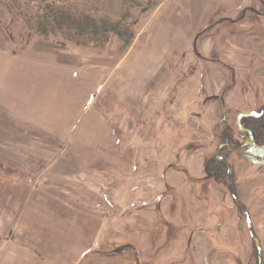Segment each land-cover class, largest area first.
<instances>
[{
  "label": "rangeland",
  "instance_id": "rangeland-1",
  "mask_svg": "<svg viewBox=\"0 0 264 264\" xmlns=\"http://www.w3.org/2000/svg\"><path fill=\"white\" fill-rule=\"evenodd\" d=\"M92 3L130 44L35 34L0 0V264H259L246 210L264 264V162L227 153L240 203L211 167L264 101V0Z\"/></svg>",
  "mask_w": 264,
  "mask_h": 264
},
{
  "label": "trees",
  "instance_id": "trees-1",
  "mask_svg": "<svg viewBox=\"0 0 264 264\" xmlns=\"http://www.w3.org/2000/svg\"><path fill=\"white\" fill-rule=\"evenodd\" d=\"M3 1L6 5L9 4L10 11L19 12L29 31L42 36H59L79 45L97 47L108 43L111 34L118 35L125 45L130 44L134 38L131 25L97 15L93 0L40 1L37 6L32 3L37 0ZM259 125L258 130L261 131L264 123L259 121ZM211 164L223 176L225 166L216 161Z\"/></svg>",
  "mask_w": 264,
  "mask_h": 264
},
{
  "label": "flooded vegetation",
  "instance_id": "flooded-vegetation-1",
  "mask_svg": "<svg viewBox=\"0 0 264 264\" xmlns=\"http://www.w3.org/2000/svg\"><path fill=\"white\" fill-rule=\"evenodd\" d=\"M263 2V1H262ZM261 7H263L264 8V3H262V5H261ZM251 9V11H255V8H250ZM246 10L247 9H244L243 10V12L245 13L246 12ZM255 15H257L258 16V18H261L262 16H264V14H262V12H255ZM252 17V15H249V18H251ZM241 18H243V17H241ZM264 21V20H263ZM261 23H263V22H261ZM258 24H254V26H257ZM258 32H260V30L258 29L257 30ZM244 40H245V38H246V33L244 32ZM260 53V52H259ZM262 53V52H261ZM261 54H257L256 56H255V58L256 57H260L261 58ZM214 57V59H216V56H213ZM216 60H218V59H216ZM222 61V63L223 62H225L226 63V61H227V59L226 60H221ZM224 63V64H225ZM226 66H227V68L230 66L229 64H226ZM229 69V68H228ZM244 69H240V72H239V74L241 75V73H242V71H243ZM264 74V72L263 71H259V75L260 74ZM242 79V78H241ZM235 82H236V80L231 84L232 86H234L235 85ZM243 84L245 83V82H242ZM242 84V85H243ZM247 84V83H246ZM245 90V89H244ZM242 94H243V92H242ZM224 95H225V93H224ZM254 98H259V96L257 95V94H255V96H253ZM241 98V97H240ZM261 98H263L264 99V96L263 97H261L260 96V100H261ZM226 105V104H225ZM225 112H226V114H225V121H229L230 122V120H231V118H233L234 117V114L233 113H229L228 112V110H227V106L225 107ZM255 111V113L257 114V115H249V116H243L241 119H240V121H239V115H238V117H237V126H238V129H239V137H236V136H234L235 134V132L233 131L234 129H233V127H227L226 126V129H225V132H224V134H223V136H222V140L219 142V144H218V146H217V148H216V150H215V158H216V160H214V161H216V162H222V164L224 165V166H226V169H227V174H226V184L228 183V181H227V179H228V166H227V164L225 163V161L223 160V158H225V159H227L228 160V156H227V153L229 152H231V153H240L241 151H246V153L247 154H251L252 156H254L258 161H260V162H264V139L262 138V134H263V130H264V128H262L261 129V131L260 130H258V128H259V121L261 122V123H264V101L263 102H261L260 104H259V106L257 107V109L256 110H254ZM253 112V111H252ZM252 112H243V113H252ZM262 125V124H261ZM234 134V135H233ZM253 147H255V151L254 152H250V150L253 148ZM217 150H218V155L216 154V152H217ZM237 150V151H236ZM228 153V154H229ZM229 161V160H228ZM219 164H221V163H219ZM223 165H221V166H223ZM220 166V167H221ZM232 166V165H231ZM222 169H223V167H221ZM225 169V168H224ZM225 169V170H226ZM225 172V171H224ZM222 173L223 175L225 174V173ZM218 173V172H217ZM219 174V173H218ZM213 175V174H212ZM232 175H233V172H232V174H231V177H232ZM231 185H232V180H231ZM227 188H228V184H227ZM232 188H233V190H234V187L232 186ZM229 189V188H228ZM234 192H235V190H234ZM235 194H236V192H235ZM236 196H237V194H236ZM237 198H238V196H237ZM239 199V198H238ZM235 200V199H234ZM240 200V199H239ZM236 201V200H235ZM242 203V202H241ZM238 207H241L242 209L244 208L243 207V205L242 204H239V205H237Z\"/></svg>",
  "mask_w": 264,
  "mask_h": 264
},
{
  "label": "water",
  "instance_id": "water-1",
  "mask_svg": "<svg viewBox=\"0 0 264 264\" xmlns=\"http://www.w3.org/2000/svg\"><path fill=\"white\" fill-rule=\"evenodd\" d=\"M249 115H257V114H256L255 112H252V113H241V114L239 115V121H240V119H241L243 116H249ZM236 151H237V150H236ZM254 151H255V147H253V148L250 150L251 153L254 152ZM216 154L218 155V150H217ZM223 160L225 161V163H226L227 166H228V179H227L228 183H227V184H228V188H229L230 194H231V196L236 200L237 203H240V200L237 198V196H236V194H235V192H234V190H233V188H232V185H231V174H232V172H233V168H232L230 162H229L227 159L223 158ZM246 214H247V217H248V225H249V228H250L251 235H252V237L254 238V240H255V242H256V244H257L259 264H263L261 242H260V240L256 237V233H255V230H254L253 225H252V219H251V216H250L248 210H246ZM192 235H193V233L191 234V237H192ZM191 237H190V239H189V241H188L189 244H190V242H191ZM189 244H188V245H189Z\"/></svg>",
  "mask_w": 264,
  "mask_h": 264
}]
</instances>
